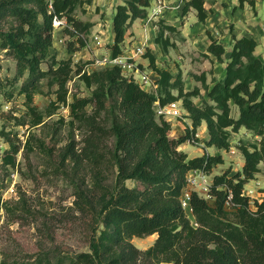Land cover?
<instances>
[{"label":"trees","instance_id":"trees-1","mask_svg":"<svg viewBox=\"0 0 264 264\" xmlns=\"http://www.w3.org/2000/svg\"><path fill=\"white\" fill-rule=\"evenodd\" d=\"M88 1L85 0H0V49L6 50L17 62L21 75L28 74V84L22 89L27 96L31 126L44 123V113L33 106V90L39 82L52 76L58 86L57 104H67V83L70 80L71 60L53 62L48 71L41 66L48 59L53 46V19L67 18L82 48L84 37L92 28L75 18L74 13ZM205 0H186L183 15L197 12L199 21L208 15ZM255 6V0H239ZM151 0H123L116 7L113 19L114 38L110 46L112 56L124 53L125 37L131 25L146 19ZM13 21L17 27L6 31L3 24ZM179 32L176 27L163 22L156 44L163 53L173 47L166 34ZM258 43L243 37L235 39L229 55L223 44L212 39L207 52L219 63H226L225 74L206 86L209 101L196 105L193 98L200 90H185L182 75L160 69L156 58L148 52L149 67L157 73V93H150L141 85L127 79L118 67H108L85 73L82 80L92 89L89 98L76 99L70 104L74 120L87 128L81 152L73 141L67 145L65 156L85 161L93 167L109 162L117 168L116 183L110 199L101 209L106 227L98 241L91 244V253H83L71 264H264V199L254 200L245 195V187L261 172L264 165V58L256 55ZM73 51V49H71ZM207 56V55H206ZM58 65V68H55ZM5 85L0 77V106ZM165 106L182 101L191 119L193 130L187 128L185 136L171 138V123L157 118L155 104ZM93 108L92 113L87 108ZM232 106L239 111L232 117ZM51 115V114H50ZM207 125L209 139L206 147L226 150L230 147L232 132L245 129L260 138L259 145L243 147L245 164L242 170L230 176V171L215 175L209 198L196 193L192 207L197 226L181 207L180 199L189 172L204 171L208 175L224 163L221 155L190 158L180 151L181 145ZM26 125L24 122L21 123ZM0 137L9 149L0 148V169L14 168L21 146L17 135L5 130ZM113 140L112 148L107 141ZM199 140V139H198ZM200 141V140H199ZM25 147L32 152L30 139ZM1 171V170H0ZM127 181L140 186L129 187ZM0 186V190H1ZM210 200H212L210 202ZM253 206L255 210H253ZM13 213L9 202H4L0 192L1 212ZM157 235L153 246L141 251L131 243L133 238ZM5 264V263H0ZM35 264H51L50 259L37 258Z\"/></svg>","mask_w":264,"mask_h":264},{"label":"rangeland","instance_id":"rangeland-1","mask_svg":"<svg viewBox=\"0 0 264 264\" xmlns=\"http://www.w3.org/2000/svg\"><path fill=\"white\" fill-rule=\"evenodd\" d=\"M85 1L88 2L74 13L75 18L83 23L100 24L98 30L100 39L107 38L104 43H111L114 37L113 19L116 7L123 3L122 0H100L94 4V0ZM216 1L228 3L231 10L235 6L239 7L237 0H207L211 3ZM91 3L94 9L97 5L102 8L101 16L93 9L90 11L94 16L88 13L86 4ZM258 5V15L255 16V20L264 28V0H258ZM249 8L252 7L248 6V11ZM181 15L180 13L171 17L172 21L168 15L161 17L153 23L151 29L149 27L150 32H145L141 21H136L135 28L138 31L135 34L134 29L131 30L134 32L131 35L135 38L129 42L126 50L131 51L132 48L143 42L147 44L148 41L151 49H148L147 53L151 52L153 55L155 53L156 65H160L161 69L169 70L174 75L181 74L186 91L199 89L200 96L193 98V101L196 105H201L203 100L209 101L206 87L201 79L205 78L206 86L211 87L214 80H218L222 74L219 64L212 62L206 56L207 47L204 42L199 38L192 47L182 37L181 32H176L166 34L173 44L166 54L160 50V46L156 47L154 44L163 22L177 23V27L184 25L187 18L182 21ZM64 19L68 29L53 31V46L41 68L43 71H48L53 62L71 60L72 73L67 83L68 100L67 104H57L56 108L52 107V103L57 101L58 86L52 84V76L43 78L37 85V90L32 92V105L45 115L44 123L39 126H31L27 96L22 92L23 87L28 84V74L21 75L16 60L6 50L0 49V77L3 79L6 93L1 98L0 131L16 134L18 144L21 146L16 166L14 168L1 166L0 169L2 199L4 202H9L13 210V213L9 214L5 210L1 212L0 263L35 264L37 258H45L50 259L51 264H71V260L79 255L91 253L92 242L98 241L101 232L106 228L102 222L101 209L114 191L117 168L111 162L96 168L85 161H76L65 156L67 145L73 141L77 143L79 152L84 146L83 140L87 135V128L81 121L74 120L70 104L76 99L91 96L92 89L86 86L81 76L84 72L88 73L87 64L91 63L94 50H89L91 48L88 46L81 47L79 37L70 33V31L75 32L74 28L67 18ZM193 21L194 17L189 20V27ZM104 23H107L106 27H103ZM93 24L90 32L84 35L87 44H93L95 38ZM15 25L13 21L6 22L3 24V29L8 31ZM102 43L100 41L97 45L98 49H102L100 54L106 53L110 48L108 44L101 45ZM92 47L94 49L95 46ZM85 50L89 51V55ZM256 55L264 58V43L259 44ZM55 68H58V65ZM151 72L152 69H149L148 74L152 79ZM92 110L91 106L87 108L89 114ZM238 116L237 107L232 106V117L238 118ZM23 122L26 125L21 124ZM167 122L172 125L170 136L175 139L185 136L189 128L188 123H192L190 118L187 123L182 120ZM204 125L197 131L203 147L188 142L183 144L186 145L188 154L185 153L189 157L198 156L206 150L209 135L207 125L205 123ZM28 139H30V147L34 148L32 152H27L25 147ZM105 141L107 148H112L113 140ZM259 142L260 138L251 132H232L228 149L210 150V155H221L224 163L217 165L209 176L213 180L215 175H222L226 171L231 172L230 176L240 172L245 164L242 148L259 145ZM0 148L9 149V145L2 137H0ZM260 167V175L257 174L258 177L245 187V195L249 196L252 202L264 194L263 164ZM126 184L129 187L140 186L134 181H127ZM253 210H255L254 206ZM157 237L153 235L133 238L130 241L139 250L146 251L153 246ZM139 264L155 263L144 261Z\"/></svg>","mask_w":264,"mask_h":264},{"label":"crops","instance_id":"crops-1","mask_svg":"<svg viewBox=\"0 0 264 264\" xmlns=\"http://www.w3.org/2000/svg\"><path fill=\"white\" fill-rule=\"evenodd\" d=\"M96 1L99 2L100 0H94L93 4ZM185 1L186 0H170L171 7L164 16H166V15L170 16V20L172 21L173 19H171V17L173 18L174 16L180 15V13H181L182 14L181 15L182 21L187 18V21H184V23H183L184 25H182L180 27H177L178 26L177 23H172V24L167 23V24L176 27L177 30L179 32H181L182 37L187 41L188 44L192 45L193 43L196 42L195 40H198L200 38L202 40V42H204V44L206 45V47L208 49L209 45L211 44V40L214 39V40H217L219 43L224 45L226 52H227V55H229L231 50H232V47L234 45L235 39H241L243 37L252 38L258 43V46L260 43H264V28L258 23V21L255 20V16L258 15V6H259L258 0H255V6L254 7L251 6L252 8H249V11L247 10L248 6H250L249 4H245L244 7H240V4H239V7L235 6L234 9L231 10L228 3H220V1H218V2L216 1L214 3H211V2H207V0H205V2H206L205 3V10H206V13L208 15L205 22L199 21V19L197 17V12L195 10H191L187 15H183V8L185 6ZM237 1L239 3V0H237ZM122 2H123V0H122ZM153 3H154V0H151V5ZM180 3H181V6H180ZM93 4L92 3L86 4L87 9L89 10L88 13L92 14L90 9L91 10L93 9L94 12L98 13V15L101 16L102 15V10H101L102 8L97 5L96 8L94 9V7L92 6ZM92 15L94 16V13ZM192 17H194V21L191 23V25L189 27L188 26L189 20H191ZM91 18H92V16L90 17V19ZM139 21H141L143 29L145 32L149 31V27L151 29L152 28L151 26L153 25V23L156 22V21H154L151 23H147L146 19H140ZM85 23L93 24L91 22H85ZM136 23L137 22L135 21L131 25V27L127 31V34L125 37L124 54L128 53L129 56H130V53L132 52V50L134 48H132L131 51L126 50V48L128 47L129 42L135 38V36H132L131 34L134 32L136 34V31H138V29L135 28ZM106 24L107 23H104L103 27H106L107 26ZM99 26H100V24H95V25L93 24V30L95 32V34L93 35L94 37H96V36L99 37V35H98L99 34V31H98ZM133 29H134V32L131 31ZM201 40H200V42H201ZM100 41L103 42L101 45L108 44L106 42L104 43V41H107V38H104L103 40H101L99 37V42ZM112 42H113V40H112ZM112 42L109 43L108 45L111 46ZM96 43L93 42V44H91L92 46H95L94 49L92 46H91V49H89V50H94V53L92 54L93 55L92 58L95 56H104V55H110L111 54L110 48H108L106 53L100 54L102 49H98L97 48L98 42H96ZM154 44L156 45V47H159L156 44V42ZM152 47H153V45H152ZM192 47H194V46L192 45ZM148 49H151V46H150V43L147 41V51H148ZM160 50H161V48H160ZM85 51H86V54L89 53L88 50H85ZM153 53H154V51H153ZM205 54L208 56V59H210L212 62L215 61L221 67L222 74L218 78V80H220L225 74V68H226L227 64L226 63H219L213 56H211L207 52V50H206ZM154 55H155V53H154ZM137 63L140 65L142 71H144V72L148 73L149 69H151L149 67L148 58H143V57L139 58L137 60ZM157 66L161 69L160 65H157ZM151 75H152L153 81L158 80L159 76L153 70L151 72ZM203 126H205V125L203 124ZM240 131H242V133L248 132L245 129H242ZM202 146H204V145H202ZM213 148H215V147H205L206 150L201 149L203 151L201 152L200 155L191 156L190 158L202 156L206 152L208 154H210L209 152ZM179 150L186 152V145H181ZM259 175H260V173H259ZM260 182H263V180H260ZM263 199H264V194L258 198V201H262Z\"/></svg>","mask_w":264,"mask_h":264},{"label":"built area","instance_id":"built-area-1","mask_svg":"<svg viewBox=\"0 0 264 264\" xmlns=\"http://www.w3.org/2000/svg\"><path fill=\"white\" fill-rule=\"evenodd\" d=\"M170 7V0H154V3L149 8L148 16L146 18L147 23L154 22L163 17ZM53 28L54 30L63 28L65 29L66 20L64 18L55 16L53 19ZM66 29H68V27ZM93 42L99 43V37L96 36L93 39ZM87 46L91 48L92 45L91 43H88ZM146 48L147 44L143 42L132 50L130 56L125 55L124 53L119 56H112V54L95 56L93 59L91 58V63L87 64V71L90 74L97 69L118 67L122 71L124 77L135 81L150 93H157V86L155 82L151 79V76L147 72L142 71L140 65L137 63L139 58L145 57L147 55ZM155 105L157 116L164 118L166 121L172 122L173 120H182L187 123V120H189L188 113L184 110L180 101L172 102L165 106H162L158 101ZM188 127L189 129L193 130L192 123H188ZM187 142L200 147L203 145L198 140L197 134L194 137L192 136ZM212 185V178L204 171L193 170L187 175L186 186L182 191L180 203L183 210L190 217L194 226H197V224L196 221H194L195 219H192V217H194L192 196L196 193L200 197L209 198Z\"/></svg>","mask_w":264,"mask_h":264}]
</instances>
